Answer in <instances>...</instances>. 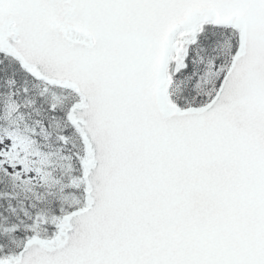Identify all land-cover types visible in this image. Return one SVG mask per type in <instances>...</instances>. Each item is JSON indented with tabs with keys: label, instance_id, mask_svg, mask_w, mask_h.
Returning <instances> with one entry per match:
<instances>
[{
	"label": "snow or ice",
	"instance_id": "obj_1",
	"mask_svg": "<svg viewBox=\"0 0 264 264\" xmlns=\"http://www.w3.org/2000/svg\"><path fill=\"white\" fill-rule=\"evenodd\" d=\"M0 264H264V0H0Z\"/></svg>",
	"mask_w": 264,
	"mask_h": 264
}]
</instances>
